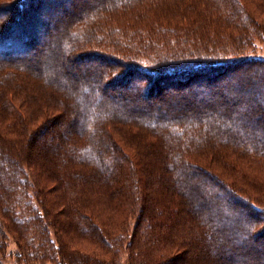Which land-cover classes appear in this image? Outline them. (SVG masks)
Listing matches in <instances>:
<instances>
[{"label": "trees", "instance_id": "16d2710c", "mask_svg": "<svg viewBox=\"0 0 264 264\" xmlns=\"http://www.w3.org/2000/svg\"><path fill=\"white\" fill-rule=\"evenodd\" d=\"M260 41L264 0H0V256L4 226L27 264L49 231L59 264L123 247L129 264H264ZM89 56L114 65L81 82Z\"/></svg>", "mask_w": 264, "mask_h": 264}, {"label": "rangeland", "instance_id": "374dc122", "mask_svg": "<svg viewBox=\"0 0 264 264\" xmlns=\"http://www.w3.org/2000/svg\"><path fill=\"white\" fill-rule=\"evenodd\" d=\"M44 40H47V39L43 38L42 41H44ZM19 43H20L19 37H15L14 40H12L10 43L5 44V47L8 48L13 53H18V55L19 54L27 55V54H29V52H31L33 50V49H31L25 53H21V51L17 50L18 46L20 45ZM15 50H17V51H15ZM249 56L264 58V41H260L255 48V52L252 54H249ZM48 63H49V66L52 67L54 71L58 70V71L62 72L64 67H65V64H64L63 68H61V67L58 68V66L56 64L51 65L50 62H48ZM80 63L81 64L87 63L84 66L85 72H82V69H81V71H79V69L81 68V67H79ZM73 64H74V66L71 67L72 68L71 69L72 74H74V76H77L76 72L79 71L80 72L79 73V80L82 82V81H84L85 75L86 74L89 75L88 71L93 70L94 67L98 66L100 68V67H104L107 64L108 65H114V62H111V61H104L103 62L97 58H92L89 56L87 58L84 57L81 61L76 60V62L74 61ZM92 64H94V65L92 66ZM251 68L256 69L255 66H251ZM116 71H119V69H116ZM226 75H228V73ZM109 78H110V76H106L104 78V83H106L107 80H109ZM89 80H92V79H89ZM144 82L145 81L143 79H141L138 76H135V77H132L130 80H128L125 84H121V85H105L104 84V89L107 93H115L116 96L118 98H120L121 94H131L134 91L135 85H137V84H141V85L143 84L144 85L145 84ZM205 87H207L206 84H205ZM218 87L223 88L224 86H222V84H220ZM178 88H180V87H178ZM178 88L176 86H173V85L167 86L165 89H163L162 94H167L169 92L176 91ZM203 90L205 91V88H203L201 91H203ZM196 92L197 91L194 90L193 93L196 94ZM247 92L249 95H252L253 93H255V89L251 88V90H247ZM139 96H140V100H141L142 104L143 103L147 104V102L152 103L153 100H157V98H154L155 96H152L153 100H151L150 98H145L143 96V94H140ZM227 100H228L227 101L228 103H229V101L231 102L230 99H227ZM149 105L154 106V104H149ZM152 110L154 111V109H152ZM133 224H134V221L132 220L130 222V227H129V236L132 233ZM1 229H2V233L4 234V237L2 236L3 242H4V247H3L4 253L2 254V256H0V264H27V263H25V261H26L25 257L21 254L22 249H20V244L17 242V240H15L13 233L10 232L4 226L1 227ZM261 230L262 229H260V231ZM48 237H50L49 238V241L51 244L50 246L47 247L46 244L44 247L41 246V244H39V241H37L38 240V238H37L35 241V244L32 245V249L39 251L38 245H40L42 248L46 249V253L49 256V259H47V260L44 259L42 261V263H40V264H59V260H58V258H56V255L54 253V252H56V250L58 248V244L56 242L53 231H49ZM32 249H29V256L30 257H33V254L30 253L32 251ZM128 257H129V251L125 247L122 248V250L120 251V253L116 257L109 255V253L108 254L96 253V260L98 262L100 261L99 264H129ZM30 264H39V263L32 262ZM61 264H63V263H61Z\"/></svg>", "mask_w": 264, "mask_h": 264}]
</instances>
